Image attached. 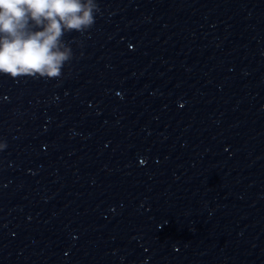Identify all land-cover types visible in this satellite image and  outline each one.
I'll return each instance as SVG.
<instances>
[{
  "label": "water",
  "instance_id": "95a60500",
  "mask_svg": "<svg viewBox=\"0 0 264 264\" xmlns=\"http://www.w3.org/2000/svg\"><path fill=\"white\" fill-rule=\"evenodd\" d=\"M95 2L0 74V264H264V0Z\"/></svg>",
  "mask_w": 264,
  "mask_h": 264
},
{
  "label": "clouds",
  "instance_id": "9594fccd",
  "mask_svg": "<svg viewBox=\"0 0 264 264\" xmlns=\"http://www.w3.org/2000/svg\"><path fill=\"white\" fill-rule=\"evenodd\" d=\"M98 11L95 0H0V74L58 78L72 59L64 33L86 31Z\"/></svg>",
  "mask_w": 264,
  "mask_h": 264
}]
</instances>
